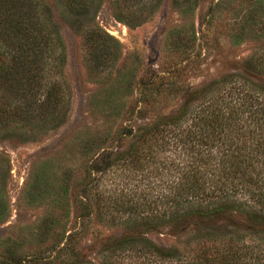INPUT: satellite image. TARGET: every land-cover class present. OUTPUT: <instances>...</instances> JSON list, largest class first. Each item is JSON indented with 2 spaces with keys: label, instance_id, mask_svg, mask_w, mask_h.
Returning a JSON list of instances; mask_svg holds the SVG:
<instances>
[{
  "label": "trees",
  "instance_id": "16d2710c",
  "mask_svg": "<svg viewBox=\"0 0 264 264\" xmlns=\"http://www.w3.org/2000/svg\"><path fill=\"white\" fill-rule=\"evenodd\" d=\"M163 1L58 3L62 18L81 36L91 69L100 73L118 61L121 51L120 43L95 23L100 7L107 2L114 18L133 28L150 20ZM203 1L172 3L186 21L183 27L189 26V37L181 29L177 35L168 31L165 42L186 65L199 57L191 54L199 39L188 20ZM207 16L205 25L220 28L222 23L232 46L264 39V0H211ZM64 63V44L45 0H0V128L16 123L40 135L65 122L69 101L57 78ZM236 71L189 88L174 114L155 118L145 128H124L117 136L127 142L121 152L107 133L82 139L86 163L79 184L78 226L54 236L51 248L31 256L22 255L15 241L0 238V264H264V85L258 83L264 80V48ZM182 72L175 66L148 82L131 83L135 111L152 106L161 95L180 92L173 79ZM38 134L25 133V141ZM121 163L132 171L155 169L163 191L155 200L121 203L122 213L130 211V216L107 217L111 225L117 220L123 226L122 235L105 240L97 263L82 261L78 237L81 226L94 216L88 195L99 173ZM8 174V161L0 156V223L9 213L4 188ZM42 183L39 177L26 185L30 203L44 197ZM68 192L64 178L56 207L69 204ZM51 221L41 220V237L51 239ZM159 229L174 239L172 245L158 247L147 238Z\"/></svg>",
  "mask_w": 264,
  "mask_h": 264
},
{
  "label": "rangeland",
  "instance_id": "374dc122",
  "mask_svg": "<svg viewBox=\"0 0 264 264\" xmlns=\"http://www.w3.org/2000/svg\"><path fill=\"white\" fill-rule=\"evenodd\" d=\"M210 1L201 2L188 20L194 25L199 39L191 50V54L199 57L188 65L173 45L165 42L168 31L177 35L181 29V33L189 37V26L183 27L186 21L173 7V0H164L150 20L133 28L118 22L105 2L95 23L120 43L121 51L117 62L98 73L89 65L90 57L80 34L62 18L58 0H45L64 44L65 63L57 78L65 87L69 110L65 122L45 134L39 135L36 129L16 123L0 128V156L7 159L9 171L4 186L9 213L0 223V238L20 244L22 255L31 256L46 247L51 248L56 242H52L54 236L69 233L78 226V200L82 194L79 184L86 163L81 157L79 144L82 139L91 133H107L115 140L112 143L115 150L121 152L127 142L117 136L124 128H145L155 118L174 114L183 104L189 88H199L204 83L237 72L255 51L264 48V39L232 46L222 23L220 28L206 26ZM201 39L203 43H199ZM175 66L183 71L178 79H173L181 87L180 92L161 95L152 106L144 107L141 112L135 111L137 95H130V84L148 82ZM258 83L264 85V80ZM181 90L184 91L181 93ZM25 133L38 135L32 141H25ZM39 177L43 178L44 197L30 203L24 189ZM64 178L69 183V204L56 207V194ZM162 191L161 175L151 167L132 171L128 163H121L99 173L88 195L94 216L90 223L81 226L82 233L77 241L82 261L97 263L105 240L122 235L123 226L117 220L111 225L112 221L107 217L130 216V211L122 213L121 203L130 206L131 199L155 200ZM46 217L52 219L49 223L54 228L51 239L39 235L43 227L41 220ZM147 238L158 247L174 243L164 229L148 233Z\"/></svg>",
  "mask_w": 264,
  "mask_h": 264
}]
</instances>
